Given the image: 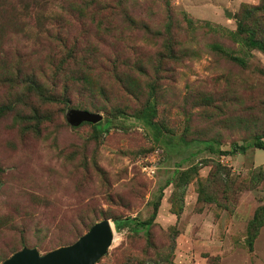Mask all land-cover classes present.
Here are the masks:
<instances>
[{"label": "rangeland", "instance_id": "1", "mask_svg": "<svg viewBox=\"0 0 264 264\" xmlns=\"http://www.w3.org/2000/svg\"><path fill=\"white\" fill-rule=\"evenodd\" d=\"M250 29L264 0H0V263L108 219L95 264H264V150L229 153L264 139Z\"/></svg>", "mask_w": 264, "mask_h": 264}, {"label": "water", "instance_id": "2", "mask_svg": "<svg viewBox=\"0 0 264 264\" xmlns=\"http://www.w3.org/2000/svg\"><path fill=\"white\" fill-rule=\"evenodd\" d=\"M227 16H231L230 12ZM101 117V114L85 109L70 108L67 111L72 126L82 122L96 123ZM113 239V224L108 219H102L68 245L44 254H40L35 247H22L0 264H95L107 252Z\"/></svg>", "mask_w": 264, "mask_h": 264}, {"label": "trees", "instance_id": "3", "mask_svg": "<svg viewBox=\"0 0 264 264\" xmlns=\"http://www.w3.org/2000/svg\"><path fill=\"white\" fill-rule=\"evenodd\" d=\"M238 30L243 31V28H242L241 24H239ZM249 32H250V34H249L248 39H249L250 45L253 46V47H256L259 50H261L262 52H264V43L261 40L254 38V30L250 29ZM64 102L68 103V101H64ZM6 110H7V108L0 107V115H2ZM85 110H88V109H85ZM149 110H150V106L149 107L145 106V108H144V110H143L142 113L148 115L149 114ZM91 112H93V111H91ZM149 122L152 125H155L154 122H151V121H149ZM82 123H84V122H82ZM207 146L208 147H212V145L210 143L207 144ZM249 147H256V148H260V149H263L264 150V139H263V137L257 135L252 142H249L247 144H238V143L234 142L232 144V148L229 151V153H235V152L243 153ZM158 205H159V200L158 201H155L152 204L153 212H152V214L148 218H146L144 220H138V219H136L134 217H130V216H127V217H124V218L115 219L114 220L115 229L116 230H120L125 225H129L131 223H136L137 225H140L141 227H145V226H148V225L152 224L153 223V220L155 218L156 212H157ZM63 245H68V244H59L55 248H58V247L63 246ZM55 248H53V249H55ZM53 249H50V250H53Z\"/></svg>", "mask_w": 264, "mask_h": 264}]
</instances>
